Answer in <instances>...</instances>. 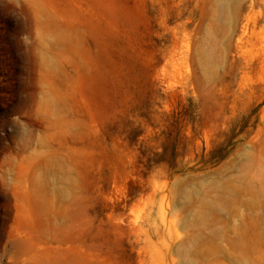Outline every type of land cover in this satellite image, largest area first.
<instances>
[{
    "label": "rangeland",
    "instance_id": "374dc122",
    "mask_svg": "<svg viewBox=\"0 0 264 264\" xmlns=\"http://www.w3.org/2000/svg\"><path fill=\"white\" fill-rule=\"evenodd\" d=\"M0 264H264V0H0Z\"/></svg>",
    "mask_w": 264,
    "mask_h": 264
}]
</instances>
